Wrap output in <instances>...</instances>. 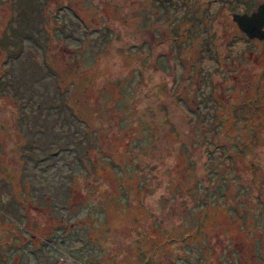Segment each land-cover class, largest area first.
Instances as JSON below:
<instances>
[{"label": "rangeland", "instance_id": "374dc122", "mask_svg": "<svg viewBox=\"0 0 264 264\" xmlns=\"http://www.w3.org/2000/svg\"><path fill=\"white\" fill-rule=\"evenodd\" d=\"M264 0H0V264H264Z\"/></svg>", "mask_w": 264, "mask_h": 264}, {"label": "water", "instance_id": "95a60500", "mask_svg": "<svg viewBox=\"0 0 264 264\" xmlns=\"http://www.w3.org/2000/svg\"><path fill=\"white\" fill-rule=\"evenodd\" d=\"M232 20L248 38L264 39V3L250 13H234Z\"/></svg>", "mask_w": 264, "mask_h": 264}, {"label": "flooded vegetation", "instance_id": "af4514ba", "mask_svg": "<svg viewBox=\"0 0 264 264\" xmlns=\"http://www.w3.org/2000/svg\"><path fill=\"white\" fill-rule=\"evenodd\" d=\"M250 13V12H249ZM256 39V38H255ZM263 40V39H262Z\"/></svg>", "mask_w": 264, "mask_h": 264}]
</instances>
